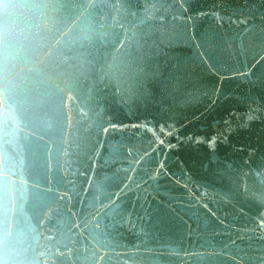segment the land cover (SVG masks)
I'll return each instance as SVG.
<instances>
[{"label": "water", "instance_id": "95a60500", "mask_svg": "<svg viewBox=\"0 0 264 264\" xmlns=\"http://www.w3.org/2000/svg\"><path fill=\"white\" fill-rule=\"evenodd\" d=\"M0 69L6 264H264V0H0Z\"/></svg>", "mask_w": 264, "mask_h": 264}, {"label": "snow or ice", "instance_id": "6c2138e0", "mask_svg": "<svg viewBox=\"0 0 264 264\" xmlns=\"http://www.w3.org/2000/svg\"><path fill=\"white\" fill-rule=\"evenodd\" d=\"M0 71H2V69H0ZM4 92L7 93V88L4 89ZM8 244V235H0V253H6ZM0 264H6V261L0 258Z\"/></svg>", "mask_w": 264, "mask_h": 264}]
</instances>
